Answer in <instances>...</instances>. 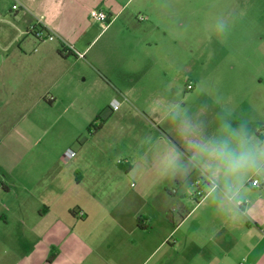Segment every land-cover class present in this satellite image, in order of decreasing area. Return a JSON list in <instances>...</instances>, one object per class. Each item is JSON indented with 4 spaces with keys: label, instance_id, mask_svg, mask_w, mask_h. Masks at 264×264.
<instances>
[{
    "label": "crops",
    "instance_id": "1",
    "mask_svg": "<svg viewBox=\"0 0 264 264\" xmlns=\"http://www.w3.org/2000/svg\"><path fill=\"white\" fill-rule=\"evenodd\" d=\"M5 3L12 15H0V264L20 262L13 235L44 242L42 257L26 264H264V219L248 206L240 207L249 216L239 221L230 211L222 217L217 203L208 210L209 197L191 218L180 216L173 200L184 178L170 166L169 142L193 155L168 118L172 72L180 49L186 53L170 22L179 0H0V9ZM91 11L103 13L107 24L90 20ZM162 76L169 83L164 91ZM252 103L263 119L253 133L264 132V96ZM40 104L49 109L34 112ZM103 109L109 116L102 126L125 141L121 161L109 159L105 168L99 148H68ZM191 116L204 121L209 135L213 117ZM61 127L66 131L56 136ZM61 140L74 153L73 174L87 173L75 181H86L98 207H58L67 179L52 164ZM40 142L45 151L36 155ZM20 193L27 207L15 201Z\"/></svg>",
    "mask_w": 264,
    "mask_h": 264
},
{
    "label": "rangeland",
    "instance_id": "2",
    "mask_svg": "<svg viewBox=\"0 0 264 264\" xmlns=\"http://www.w3.org/2000/svg\"><path fill=\"white\" fill-rule=\"evenodd\" d=\"M179 3L176 18L170 22H173L171 24L177 26L178 29V34L173 40H176L178 47L185 49L186 53L180 49L176 70L172 72L173 83L170 85L172 105L179 104L181 108L188 110L189 115L207 113L212 116L209 135H212L216 129L218 114L223 113L229 115L234 126L245 123L250 132L262 140L260 137H264L262 130L256 129L253 133L257 125L260 124L261 126L263 119L261 118L262 115L258 116V113H255L252 102L257 97L264 96V0H179ZM6 5L8 4L5 3L0 9V15L11 14H9ZM138 16L145 18L144 15ZM90 18L94 23L105 26V23L99 22L93 17ZM221 20L225 24V30L222 33L218 30V23ZM120 25L121 23L117 22L115 27H120ZM167 25L168 22L163 19L161 26L166 28ZM95 42L96 40L93 44ZM148 42L152 44V40H148ZM167 80L165 76H162L159 85L162 91L168 87ZM188 83L192 84L191 89L186 88ZM46 109L49 107L40 104L35 106L33 111L39 112ZM102 111L103 114L108 112L107 109ZM93 119L94 117L85 122L86 119H83V125L73 135V146H66V143L62 142L63 140L56 144L55 161L52 166L53 168L64 169L67 179L64 184V191L60 196V204H57L58 207H73L77 204L87 206L88 203L96 207L99 206L86 191L84 179L87 178V173L80 169L77 171V174L84 177L83 181L78 184L75 181L77 174H73L71 169L73 158L61 159L59 157L66 147L74 152L79 145H84L93 151L99 148L102 153L98 156L101 168H105L102 164H108L109 159L115 162L121 161L119 159L121 153L119 146L125 143L124 138L111 133L109 126L103 127L102 125L100 129L89 134L86 128ZM26 121L25 118L20 119V125ZM65 131V128H59L56 136H61ZM19 136L21 137V134ZM51 138L55 141L56 137L52 136ZM43 141L44 139L41 142ZM41 142L33 149L36 155L45 151V149H41ZM148 173L151 171L149 170ZM253 178L260 182L258 187H251L250 180ZM196 180H200L198 186L202 192L208 191L207 183L204 177H199L198 171H194L187 179H181L178 192L173 195V200L179 202L180 216L187 215L189 212L193 218L200 211V208L196 210L198 205L195 196ZM130 182L135 184L132 179ZM173 186L176 185L173 184ZM153 188V182H148L147 190L149 193L153 191ZM263 190L264 177L248 175L244 178L241 188V195L244 200L242 208L248 206L253 214L260 215L262 219H264V213L261 211V206L264 203ZM25 193L23 195L20 193L15 199V201L18 200L20 207H27ZM13 196L14 194H11V197ZM208 198L207 193L205 198L199 201V204ZM28 202H30L29 199ZM209 205L208 210L215 207V202ZM220 213L222 217H225L228 211H221ZM235 217L241 221L240 217ZM11 237H13L14 242L12 249L19 256V264H26L27 260L37 261L39 257H42L44 242L38 243L35 240L25 242L21 240L19 235Z\"/></svg>",
    "mask_w": 264,
    "mask_h": 264
},
{
    "label": "clouds",
    "instance_id": "3",
    "mask_svg": "<svg viewBox=\"0 0 264 264\" xmlns=\"http://www.w3.org/2000/svg\"><path fill=\"white\" fill-rule=\"evenodd\" d=\"M219 32L225 30L221 20ZM168 118L176 124L178 135L193 155H186L175 144L169 152L171 168L187 179L198 171L207 181L208 195L220 211H230L238 217H248L240 211L244 203L241 188L248 175L264 177V140L250 132L245 123L233 125L228 114H218L212 135L206 133L203 120L188 114L179 104L169 107Z\"/></svg>",
    "mask_w": 264,
    "mask_h": 264
},
{
    "label": "built area",
    "instance_id": "4",
    "mask_svg": "<svg viewBox=\"0 0 264 264\" xmlns=\"http://www.w3.org/2000/svg\"><path fill=\"white\" fill-rule=\"evenodd\" d=\"M90 16L91 17H93L94 19H96L97 21H99V22H102V23H105V25L107 24V18H106V16L103 14V13H101V12H97V11H91L90 12ZM138 18V20H143V17L142 16H138L137 17ZM33 29H34V27H31L30 28V30L33 32ZM33 34L37 37V36H39V33H37V32H33ZM53 36L52 35H46V40H48V41H51V40H53ZM77 56L78 57H82V54H78L77 53ZM186 88L187 89H191L192 88V84L191 83H188L187 85H186ZM74 155V153L72 152V151H70V150H67V151H65L64 152V156L65 157H67V158H70V157H72ZM119 162V161H118ZM204 180L206 181V179L204 178ZM206 183H207V181H206ZM195 184H196V186H197V189H196V191H195V196H196V201H201L202 199H204L205 198V196L207 195V193H208V191L207 192H202L200 189H199V184H200V180H196L195 181ZM250 185H251V187H258L259 186V182H258V180L257 179H251L250 180ZM243 205V204H242ZM241 205V206H242ZM240 206V207H241ZM80 215H81V213H79Z\"/></svg>",
    "mask_w": 264,
    "mask_h": 264
},
{
    "label": "trees",
    "instance_id": "5",
    "mask_svg": "<svg viewBox=\"0 0 264 264\" xmlns=\"http://www.w3.org/2000/svg\"><path fill=\"white\" fill-rule=\"evenodd\" d=\"M109 116V112H107L106 114H103L102 112H99L94 119L87 125V132L89 134H92L94 131L98 130L102 123L107 119V117ZM196 203H198V201H196ZM138 226L140 225V218H137L136 220ZM141 226V225H140Z\"/></svg>",
    "mask_w": 264,
    "mask_h": 264
}]
</instances>
